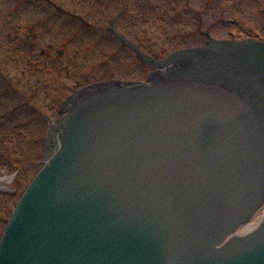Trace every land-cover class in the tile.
<instances>
[{"label":"water","instance_id":"95a60500","mask_svg":"<svg viewBox=\"0 0 264 264\" xmlns=\"http://www.w3.org/2000/svg\"><path fill=\"white\" fill-rule=\"evenodd\" d=\"M58 129L0 264H264V219L218 246L264 201V107L245 88L182 73L96 85Z\"/></svg>","mask_w":264,"mask_h":264},{"label":"rangeland","instance_id":"374dc122","mask_svg":"<svg viewBox=\"0 0 264 264\" xmlns=\"http://www.w3.org/2000/svg\"><path fill=\"white\" fill-rule=\"evenodd\" d=\"M21 1L0 0V57L5 56L0 58L4 65L0 68L4 72L0 116L26 105V99L42 110L32 111L38 117L0 144L1 153L15 150L17 160L21 159L11 172H5L7 165L0 166V235L22 188L45 162V152L42 159L38 156L46 122L39 113L55 118L66 94L84 84L102 79L145 80L151 74L148 58L164 61L176 50L202 46L208 41L205 35L229 39L233 31L235 38H264V0H30L55 6L56 10L42 16L39 5L26 2L23 8ZM65 14L76 19L69 24L56 18ZM45 20L50 23L34 28ZM47 24L52 30L47 31ZM13 33L19 34L16 41ZM46 44L51 47L47 57L39 53ZM15 49L18 58L13 57ZM9 77L14 84L7 91ZM17 119L6 117L10 125ZM29 148L27 154L20 152Z\"/></svg>","mask_w":264,"mask_h":264},{"label":"bare ground","instance_id":"6f19581e","mask_svg":"<svg viewBox=\"0 0 264 264\" xmlns=\"http://www.w3.org/2000/svg\"><path fill=\"white\" fill-rule=\"evenodd\" d=\"M52 135H54V137L53 138H51L50 140L51 141H53V143L52 144H54L55 142H59V136H58V134L57 135H55V134H52ZM52 154L51 153H49L48 155H47V157H50ZM264 210V206L262 207V209L260 210V211H263ZM259 211V212H260ZM258 212V213H259ZM257 213V214H258ZM257 214L252 218V220L251 221H249L248 223H245V224H242V225H240L239 227H238V229H237V231L235 232V234H240V233H246V232H248V231H250L251 229H253V227L255 226V220H256V217H257Z\"/></svg>","mask_w":264,"mask_h":264}]
</instances>
